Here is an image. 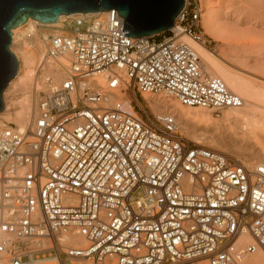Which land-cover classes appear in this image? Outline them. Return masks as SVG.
<instances>
[{
    "label": "built area",
    "instance_id": "1",
    "mask_svg": "<svg viewBox=\"0 0 264 264\" xmlns=\"http://www.w3.org/2000/svg\"><path fill=\"white\" fill-rule=\"evenodd\" d=\"M203 13L185 0L170 30L140 38L117 9L22 29L44 54L34 123L0 122V264H244L264 251V164L189 139L144 97L244 106L183 39L210 47Z\"/></svg>",
    "mask_w": 264,
    "mask_h": 264
},
{
    "label": "bare ground",
    "instance_id": "2",
    "mask_svg": "<svg viewBox=\"0 0 264 264\" xmlns=\"http://www.w3.org/2000/svg\"><path fill=\"white\" fill-rule=\"evenodd\" d=\"M74 15L63 14L59 21L45 24L59 25L62 20ZM38 22L41 21L29 18L12 29L14 37L10 48L17 55L19 67L4 90V111L0 112V122L15 123L17 128L23 130L31 127L37 116L39 93L36 81L40 79L37 62L42 60L44 47L36 36V49H28L18 35L24 27L31 30ZM203 26L213 40L246 52L245 56L235 53L237 60L245 65L238 69L233 67L223 51L213 52L203 44L183 37L197 49L206 67L213 74L221 76L230 89L244 98V106L224 110L217 115L220 118H216L208 110L184 107L158 96L144 97L159 113H175L189 139L229 153L239 162L264 164V40L260 39L264 36V0H207ZM253 62H256L255 66H252ZM52 68L48 62L46 70L52 71ZM63 76L62 73L57 74L58 78ZM19 92L22 95L16 96ZM122 96L129 97L125 93ZM242 241L249 243L253 238L247 235ZM76 242L79 244L82 240L77 238ZM47 263L57 264L54 261L39 264ZM244 264H264V251L259 250L246 257Z\"/></svg>",
    "mask_w": 264,
    "mask_h": 264
},
{
    "label": "water",
    "instance_id": "3",
    "mask_svg": "<svg viewBox=\"0 0 264 264\" xmlns=\"http://www.w3.org/2000/svg\"><path fill=\"white\" fill-rule=\"evenodd\" d=\"M185 0H0V112L3 93L16 75L19 61L12 52V29L34 18L42 23L59 21L61 15L117 9L125 21V36L140 38L170 30Z\"/></svg>",
    "mask_w": 264,
    "mask_h": 264
},
{
    "label": "rangeland",
    "instance_id": "4",
    "mask_svg": "<svg viewBox=\"0 0 264 264\" xmlns=\"http://www.w3.org/2000/svg\"><path fill=\"white\" fill-rule=\"evenodd\" d=\"M200 2H201V5H202V7H203V10H204V13H205V11H206V5H207V0H200ZM203 13V14H204ZM22 26H24V25H21L20 27H22ZM20 27L18 28V31H19V29H20ZM17 31V32H18ZM211 40H212V42H211V45H210V47H209V49L211 50V51H215V52H220V53H222L221 51H223V54H225L226 55V57L230 60V61H232V64H233V67L235 66V68H238V69H241V68H243V67H245V65H243L241 62H239L238 60H237V58H236V54H238V56H243L244 54H246V52L245 51H242V49L240 50V49H237V48H235V47H232V46H228L227 44H225L224 42H219V41H215V40H213L212 38H210ZM260 39L261 40H264V36L263 37H260ZM236 53V54H235ZM230 56V57H229ZM245 56V55H244ZM232 57V58H231ZM236 60V61H235ZM238 62V63H237ZM241 63V64H240ZM39 63L37 62V65H38ZM255 64H256V62H253L252 63V66H255ZM239 94V93H238ZM22 95V93L21 92H19L16 96H21ZM128 97V96H127ZM128 99L129 100H131V98L130 97H128ZM149 102V101H148ZM171 102H175V103H179V101H177V100H172ZM150 103V102H149ZM151 104V103H150ZM151 106H152V109H149L148 111H149V113H151V114H158L159 112L158 111H156V109H154V106L151 104ZM226 110H228V109H226ZM213 115V117H216V118H220L219 116H217L215 113H212ZM183 134L186 136V137H188V135L186 134V133H184L183 132ZM189 138V137H188ZM227 154H229V153H227ZM230 157H232V158H234L235 160H237V158H235V156H233V155H229ZM249 161H250V159H248ZM238 161V160H237ZM251 162H254V161H252L251 160ZM255 164L257 163L256 161L254 162ZM47 264H52V263H47Z\"/></svg>",
    "mask_w": 264,
    "mask_h": 264
}]
</instances>
